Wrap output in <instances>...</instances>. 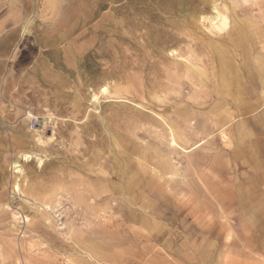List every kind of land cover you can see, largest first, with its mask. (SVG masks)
I'll use <instances>...</instances> for the list:
<instances>
[{
	"label": "rangeland",
	"instance_id": "rangeland-1",
	"mask_svg": "<svg viewBox=\"0 0 264 264\" xmlns=\"http://www.w3.org/2000/svg\"><path fill=\"white\" fill-rule=\"evenodd\" d=\"M0 264H264V0H0Z\"/></svg>",
	"mask_w": 264,
	"mask_h": 264
},
{
	"label": "bare ground",
	"instance_id": "bare-ground-1",
	"mask_svg": "<svg viewBox=\"0 0 264 264\" xmlns=\"http://www.w3.org/2000/svg\"><path fill=\"white\" fill-rule=\"evenodd\" d=\"M219 9V8H218ZM218 12V18H220V25L218 24V27H221V26H224V25H226L227 24V22H226V20H227V18L228 17H226L225 15H223V14H221L219 11H217ZM217 14V13H216ZM206 19V18H205ZM210 20V19H209ZM213 20V19H212ZM217 20V19H216ZM216 23V22H215ZM212 24V23H211ZM213 24H214V22H213ZM217 24V23H216ZM214 31V30H213ZM220 31V30H219ZM223 32V31H222ZM233 36V35H232ZM225 40V39H224ZM238 40V39H237ZM215 43V42H214ZM219 43V42H218ZM231 43V42H230ZM230 46V45H229ZM213 48V47H212ZM216 48V47H215ZM214 48V49H215ZM221 48V47H220ZM211 49V48H210ZM226 49V48H225ZM235 49V48H234ZM237 49V48H236ZM235 49V50H236ZM227 50H229V49H227ZM240 50V49H239ZM238 50V51H239ZM243 52V51H242ZM214 53H215V51H214ZM230 53V52H229ZM238 54V53H237ZM230 55V54H229ZM246 55V54H245ZM219 56V55H218ZM246 57V56H245ZM230 58V57H229ZM228 58V59H229ZM219 59V58H218ZM224 60V59H223ZM231 62H233V61H231ZM235 64H237V63H235ZM241 67H243V66H241ZM211 68H214V67H211ZM221 68V67H220ZM218 69V68H217ZM217 69H216V72H217ZM221 70V69H220ZM223 70V69H222ZM215 72V71H214ZM221 78V77H220ZM228 83V82H227ZM232 84V83H231ZM231 84H230V86H231ZM241 85V84H240ZM228 86V85H227ZM238 87V86H237ZM228 89V88H227ZM108 86H103V91L104 92H108ZM237 91V90H236ZM233 92V91H232ZM245 93V92H244ZM234 94V93H233ZM222 95V94H221ZM234 96H236V95H234ZM225 97V96H224ZM236 99V98H235ZM239 99V98H238ZM232 100V99H231ZM242 100H244V99H242ZM240 101V100H239ZM248 103V102H247ZM249 104V103H248ZM238 106V105H237ZM253 111V110H252ZM235 114H237V113H235ZM227 125V124H226ZM221 126H222V124H221ZM173 128V127H172ZM174 129V128H173ZM223 130V129H222ZM223 132H224V130H223ZM227 132V131H226ZM173 133V132H172ZM171 133V134H172ZM178 133V132H177ZM175 134V133H174ZM179 134V133H178ZM225 134V132L223 133V135ZM243 134V133H242ZM176 135V134H175ZM174 135V136H175ZM181 135H183V134H181ZM180 135V136H181ZM228 135V134H227ZM227 135H225V136H227ZM172 137V136H171ZM176 137V136H175ZM173 138V137H172ZM171 138V139H172ZM178 138H180L179 136H178ZM224 138V137H223ZM174 139H177V138H174ZM181 139H183V138H181ZM184 139H185V137H184ZM187 139V138H186ZM244 140V139H243ZM182 141V140H181ZM184 141V140H183ZM172 142V141H171ZM177 144V143H176ZM187 145V144H186ZM177 147V146H176ZM187 149V148H186ZM184 150V149H183ZM254 157V156H253ZM245 160V159H244ZM211 162V161H210ZM214 163V162H213ZM210 164V163H209ZM216 166V165H215ZM48 206H49V204H48ZM47 206V207H48ZM50 207V206H49ZM161 226V225H160ZM165 231V230H164ZM159 236H160V234H159ZM156 237V236H155ZM163 240H165V239H163ZM183 248V247H182ZM184 251V250H183Z\"/></svg>",
	"mask_w": 264,
	"mask_h": 264
}]
</instances>
